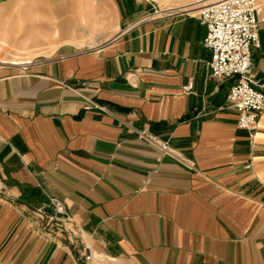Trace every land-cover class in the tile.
Returning a JSON list of instances; mask_svg holds the SVG:
<instances>
[{"label":"crops","instance_id":"obj_1","mask_svg":"<svg viewBox=\"0 0 264 264\" xmlns=\"http://www.w3.org/2000/svg\"><path fill=\"white\" fill-rule=\"evenodd\" d=\"M81 1L46 0L39 60L0 38V264H264V110L237 127L203 0H98L105 39ZM258 39L264 93V4Z\"/></svg>","mask_w":264,"mask_h":264},{"label":"built area","instance_id":"obj_2","mask_svg":"<svg viewBox=\"0 0 264 264\" xmlns=\"http://www.w3.org/2000/svg\"><path fill=\"white\" fill-rule=\"evenodd\" d=\"M262 3L256 0H220L201 8L199 18L207 31L203 44L211 52L208 67L210 73L221 78H232L234 82L227 94V104L238 113L237 127L251 130L264 110V93L254 87L251 75V49L258 46V30ZM160 13V10H154ZM189 82L187 88H190ZM91 105L104 109L93 101ZM142 136L145 135L142 133ZM147 140L162 152H169L167 142ZM52 210V223L67 219L62 201L50 197L44 205ZM36 212L45 218L43 206ZM90 258L89 253L84 254Z\"/></svg>","mask_w":264,"mask_h":264},{"label":"rangeland","instance_id":"obj_3","mask_svg":"<svg viewBox=\"0 0 264 264\" xmlns=\"http://www.w3.org/2000/svg\"><path fill=\"white\" fill-rule=\"evenodd\" d=\"M163 4H179L194 0H156ZM212 0H203L204 6L211 4ZM79 3H75L78 6ZM81 23L89 28V23L95 25V30L88 34L91 38L109 36L106 31L107 17L105 8L99 6L98 0L81 1ZM46 0H0V38L3 47L7 49L20 48L32 61L39 60L40 50L35 44H42V40L50 37L52 26ZM69 9V8H68ZM64 10V19L71 18L74 14L69 9ZM84 9V10H83ZM60 17L56 18L59 19ZM102 39V40H103ZM2 47V46H1ZM40 53V54H38ZM2 60V58H0Z\"/></svg>","mask_w":264,"mask_h":264},{"label":"bare ground","instance_id":"obj_4","mask_svg":"<svg viewBox=\"0 0 264 264\" xmlns=\"http://www.w3.org/2000/svg\"><path fill=\"white\" fill-rule=\"evenodd\" d=\"M218 1H220V0H217V1H215V2H218ZM215 2H212V3H215Z\"/></svg>","mask_w":264,"mask_h":264},{"label":"water","instance_id":"obj_5","mask_svg":"<svg viewBox=\"0 0 264 264\" xmlns=\"http://www.w3.org/2000/svg\"><path fill=\"white\" fill-rule=\"evenodd\" d=\"M83 264V263H82Z\"/></svg>","mask_w":264,"mask_h":264}]
</instances>
